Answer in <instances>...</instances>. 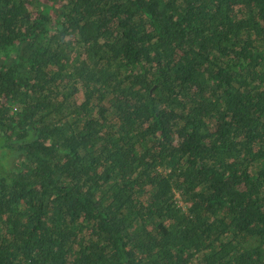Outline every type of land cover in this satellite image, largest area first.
<instances>
[{"label": "trees", "instance_id": "16d2710c", "mask_svg": "<svg viewBox=\"0 0 264 264\" xmlns=\"http://www.w3.org/2000/svg\"><path fill=\"white\" fill-rule=\"evenodd\" d=\"M0 264H264V0H0Z\"/></svg>", "mask_w": 264, "mask_h": 264}]
</instances>
